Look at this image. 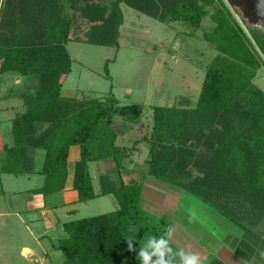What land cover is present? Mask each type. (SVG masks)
Instances as JSON below:
<instances>
[{
    "label": "trees",
    "instance_id": "trees-1",
    "mask_svg": "<svg viewBox=\"0 0 264 264\" xmlns=\"http://www.w3.org/2000/svg\"><path fill=\"white\" fill-rule=\"evenodd\" d=\"M122 3L160 20L186 22L194 30L210 13L214 27L205 36L217 50L196 105L154 106L150 135L132 145L118 143L114 115L136 121L142 104H121L112 90L105 97L83 99L62 94L73 62L67 43L74 39L119 47ZM236 10L246 28L225 0H2L0 74L37 75L33 93L16 95L23 109L12 120L13 145L4 146L11 166L2 171L41 174L43 194L60 193L77 145L73 188L78 200L113 194L120 204L63 222L66 234L56 245L65 255L63 264H140V245L172 226L140 202L148 176L193 193L262 238L254 228L260 227L257 208L264 198V90L254 78L264 66V29ZM80 19L86 29L79 27ZM143 140L147 158L137 168L138 178L126 182L127 163L134 161ZM104 160L113 166L99 173L97 190L90 164ZM125 239H135L136 251L128 250Z\"/></svg>",
    "mask_w": 264,
    "mask_h": 264
},
{
    "label": "rangeland",
    "instance_id": "rangeland-1",
    "mask_svg": "<svg viewBox=\"0 0 264 264\" xmlns=\"http://www.w3.org/2000/svg\"><path fill=\"white\" fill-rule=\"evenodd\" d=\"M226 3L228 4L227 1ZM1 4L2 0L0 7ZM228 6L246 28L240 12L229 4ZM122 9L124 23L120 29L119 47L74 39L67 43L73 62L71 72L64 78L62 94L83 99L105 97L112 90L121 104H142L143 114L136 121L127 120L119 114L114 115V126L119 135L118 143L132 145L135 139L150 135L154 123V106L196 105L206 68L217 54V50L205 36V33L214 27L210 13L204 16L201 26L194 30L186 22L171 18L160 20L125 3H122ZM212 10L210 7L209 11ZM78 25L80 28H87V22L83 19H80ZM107 66L110 76L107 75ZM254 81L264 90V66L258 71ZM35 85L37 86L36 74L23 75L17 71L0 74V264H63L65 259L63 252L55 248L59 238L66 234L62 228L47 229L39 209L31 213L36 219L33 221L29 220V215L24 211H21L24 222L14 214V210L18 208L13 207L15 200L11 196L13 193H9L18 190L24 181L27 182V176L2 171L3 168L11 166V162L1 145H13L11 123L16 113L23 109V101L16 95L21 91L33 93ZM140 146L141 150L135 154V158L143 164L147 158L148 145L143 140ZM78 152L79 147L73 146L70 163H74L78 158ZM110 162L112 165V161ZM99 163L101 162L91 163L96 189L100 188L97 170ZM132 163L128 162L127 166L134 167ZM145 167L149 168V163L145 164ZM41 177L43 178L41 174H35L33 183ZM170 187L185 191L176 185ZM164 193L160 192L157 197H162ZM51 196L55 197L52 194ZM242 196L246 197L245 194ZM246 201L249 204L247 197ZM242 202L246 204L245 201ZM259 203L261 209H257L260 214V227L254 230L261 235L264 232V198ZM118 206L114 195H103L87 202L80 201L75 208L78 210L72 215H68L67 208L61 204H50L48 208L61 220L68 221L112 211ZM23 207L22 204L21 208ZM44 232L47 236L40 237ZM200 233L207 235V230ZM251 234L249 236L255 237ZM263 242L264 239L257 243L263 248ZM25 245L32 248V253H24Z\"/></svg>",
    "mask_w": 264,
    "mask_h": 264
},
{
    "label": "crops",
    "instance_id": "crops-1",
    "mask_svg": "<svg viewBox=\"0 0 264 264\" xmlns=\"http://www.w3.org/2000/svg\"><path fill=\"white\" fill-rule=\"evenodd\" d=\"M5 145H8V143H3L1 146L4 148ZM100 162L97 165L99 173L106 170L109 171L113 166V164H110V160ZM132 164L134 167L130 168L127 166L124 171L123 178L126 182H131L130 180L133 182L139 176L137 168L140 167L141 163L136 161L135 156ZM73 171V163H71L66 188L60 193L52 194L55 197L51 195V197H48L43 194L41 187L44 183V177L37 179L38 181L33 183L34 175L37 173L23 174L22 176H27V182L24 181L18 190H12L9 193H13L11 194L15 200L13 207L18 208H15L14 214L18 215V218L24 222L25 219L21 218V211H24L29 215V220L33 221L36 219L31 216V213H35L34 211L39 209L42 211L47 229L51 227L63 229L62 224L67 220H61L58 215L52 213L53 210L48 208V205L54 203L64 205L68 210V215H72L78 210L75 208L80 201L78 200V191L73 188ZM131 172L133 174L130 175ZM170 185L174 186V184L155 177H146L140 202L143 206L145 205L146 209L171 220L173 232L171 246L174 252L183 249L186 252L199 253L202 264H264L261 263L264 262V259L260 255L264 252V247L262 248L257 243L264 239V232L262 233V239L256 236L251 237L249 236L251 233L248 230L234 223L233 220L202 198L185 189L186 192L172 189ZM146 189L149 191L148 194ZM7 191L8 189L5 190V192ZM160 192L165 193L162 197H157ZM22 204L24 206L23 209L21 208ZM118 205H120L119 201ZM205 229L207 230V235L205 233L202 235L200 232H204ZM197 231L200 232L197 233ZM42 235L47 236L45 232L40 237ZM23 251L25 254L32 253V248L29 245H25Z\"/></svg>",
    "mask_w": 264,
    "mask_h": 264
},
{
    "label": "clouds",
    "instance_id": "clouds-1",
    "mask_svg": "<svg viewBox=\"0 0 264 264\" xmlns=\"http://www.w3.org/2000/svg\"><path fill=\"white\" fill-rule=\"evenodd\" d=\"M172 229L159 236H151L146 243L140 245L137 252V259L140 264H202L199 253L186 252L183 249L174 252L171 246ZM127 241L128 250L136 251L133 247L135 239H125ZM264 257V252L260 254Z\"/></svg>",
    "mask_w": 264,
    "mask_h": 264
},
{
    "label": "water",
    "instance_id": "water-1",
    "mask_svg": "<svg viewBox=\"0 0 264 264\" xmlns=\"http://www.w3.org/2000/svg\"><path fill=\"white\" fill-rule=\"evenodd\" d=\"M228 4L242 12L249 24L264 29V0H226Z\"/></svg>",
    "mask_w": 264,
    "mask_h": 264
}]
</instances>
